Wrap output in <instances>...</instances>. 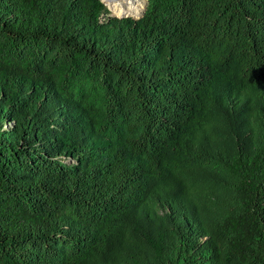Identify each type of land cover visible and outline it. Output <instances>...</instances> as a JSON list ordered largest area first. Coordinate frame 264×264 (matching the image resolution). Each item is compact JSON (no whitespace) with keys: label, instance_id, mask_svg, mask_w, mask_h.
<instances>
[{"label":"trees","instance_id":"obj_1","mask_svg":"<svg viewBox=\"0 0 264 264\" xmlns=\"http://www.w3.org/2000/svg\"><path fill=\"white\" fill-rule=\"evenodd\" d=\"M144 7L0 0V264H264V0Z\"/></svg>","mask_w":264,"mask_h":264},{"label":"bare ground","instance_id":"obj_2","mask_svg":"<svg viewBox=\"0 0 264 264\" xmlns=\"http://www.w3.org/2000/svg\"><path fill=\"white\" fill-rule=\"evenodd\" d=\"M115 15L130 14L138 15L144 8L145 0H104Z\"/></svg>","mask_w":264,"mask_h":264},{"label":"water","instance_id":"obj_3","mask_svg":"<svg viewBox=\"0 0 264 264\" xmlns=\"http://www.w3.org/2000/svg\"><path fill=\"white\" fill-rule=\"evenodd\" d=\"M144 10H145V7L141 10V12L138 15L135 16V18H138L139 16H141ZM122 15H128V14H122Z\"/></svg>","mask_w":264,"mask_h":264},{"label":"rangeland","instance_id":"obj_4","mask_svg":"<svg viewBox=\"0 0 264 264\" xmlns=\"http://www.w3.org/2000/svg\"><path fill=\"white\" fill-rule=\"evenodd\" d=\"M145 1H146V0H145ZM103 2L105 3V1H103ZM105 4H106V3H105ZM106 6H107L108 10L110 11V13L114 14V11L111 10L110 6H109L108 4H106ZM9 124H10V123H9Z\"/></svg>","mask_w":264,"mask_h":264},{"label":"built area","instance_id":"obj_5","mask_svg":"<svg viewBox=\"0 0 264 264\" xmlns=\"http://www.w3.org/2000/svg\"><path fill=\"white\" fill-rule=\"evenodd\" d=\"M102 1H104V0H102ZM146 2V1H145ZM112 14V13H111Z\"/></svg>","mask_w":264,"mask_h":264}]
</instances>
